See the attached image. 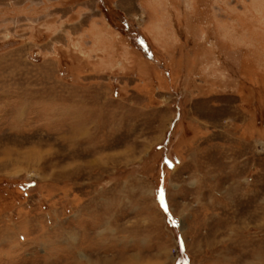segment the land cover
<instances>
[{
	"label": "rangeland",
	"instance_id": "374dc122",
	"mask_svg": "<svg viewBox=\"0 0 264 264\" xmlns=\"http://www.w3.org/2000/svg\"><path fill=\"white\" fill-rule=\"evenodd\" d=\"M0 264H264V0H0Z\"/></svg>",
	"mask_w": 264,
	"mask_h": 264
}]
</instances>
